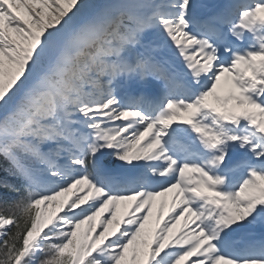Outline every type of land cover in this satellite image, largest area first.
Segmentation results:
<instances>
[{
    "label": "snow or ice",
    "instance_id": "1",
    "mask_svg": "<svg viewBox=\"0 0 264 264\" xmlns=\"http://www.w3.org/2000/svg\"><path fill=\"white\" fill-rule=\"evenodd\" d=\"M0 171V264H264V0H0Z\"/></svg>",
    "mask_w": 264,
    "mask_h": 264
},
{
    "label": "rangeland",
    "instance_id": "2",
    "mask_svg": "<svg viewBox=\"0 0 264 264\" xmlns=\"http://www.w3.org/2000/svg\"><path fill=\"white\" fill-rule=\"evenodd\" d=\"M115 166L117 168H119L120 167L119 166V162H117ZM84 188L86 190V186H84ZM74 192H76V189H73V193ZM73 193H67L65 196H62V197L58 198V200L59 201H63L66 198L71 197L73 195ZM172 203H173V199H171V197L170 198L169 197L162 198L160 196V197L156 198V200H155V202L153 204V207H152V215L149 217V220H148V222L145 225V233L146 234L150 233L152 237L155 236V233L158 230L157 218L159 216L161 204H164L163 217L160 218L161 224H162L172 214ZM133 204H134V201H122L120 203V205H119V211H118V214H117V218L121 219V220L126 219L127 218L126 217V213H129L131 211ZM54 211L59 212L58 206L49 205L48 215H52ZM103 215H106V213H103L101 216H98L96 218L95 223H96V226H97V230L99 229L100 221H101ZM186 219L188 220L187 217H181L179 223H177L175 225V227L172 229V235L177 234L184 227ZM188 226L189 227H195V225H193L191 223V220H188ZM112 227H114V225ZM86 228H87V225L84 226V229H86ZM261 228H264V222H260V223L256 224L255 226H253V228H251L249 230V232H253L254 233V232H256L257 230H259ZM84 229H82L81 231H83ZM111 230H112V228L110 227V231ZM246 234L247 233H244V235H246ZM141 248H142V250L147 251V247L146 246L141 245ZM130 254H131V250L129 252V255ZM144 259H145V257L141 258V264H143V260Z\"/></svg>",
    "mask_w": 264,
    "mask_h": 264
},
{
    "label": "bare ground",
    "instance_id": "3",
    "mask_svg": "<svg viewBox=\"0 0 264 264\" xmlns=\"http://www.w3.org/2000/svg\"><path fill=\"white\" fill-rule=\"evenodd\" d=\"M200 1V4H211V5H222L224 3H227L228 0H194V2H198ZM169 59L172 61V63L178 68L179 71L183 72V68L180 66L179 64V61L176 60L174 57H169ZM222 88H223V79H222ZM113 173L114 174H123V169H118V168H113L112 169ZM162 198H165V197H171V199L174 198V193H168L166 196H161ZM188 220H191V218H188ZM194 225V224H193ZM244 233H247L246 235H248L249 233L248 232H244ZM244 233H241L242 236H246L244 235Z\"/></svg>",
    "mask_w": 264,
    "mask_h": 264
},
{
    "label": "trees",
    "instance_id": "4",
    "mask_svg": "<svg viewBox=\"0 0 264 264\" xmlns=\"http://www.w3.org/2000/svg\"><path fill=\"white\" fill-rule=\"evenodd\" d=\"M114 162H110V164H112ZM5 178V174L3 173V171H0V179H4ZM11 183H18L16 180L12 179V178H8ZM15 193L9 191L8 189L6 188H0V200H3V199H11L13 197H15Z\"/></svg>",
    "mask_w": 264,
    "mask_h": 264
}]
</instances>
